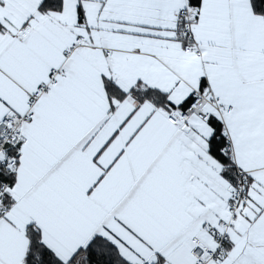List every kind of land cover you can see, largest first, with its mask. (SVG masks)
Masks as SVG:
<instances>
[{"label": "snow or ice", "instance_id": "snow-or-ice-1", "mask_svg": "<svg viewBox=\"0 0 264 264\" xmlns=\"http://www.w3.org/2000/svg\"><path fill=\"white\" fill-rule=\"evenodd\" d=\"M0 264H264V0H0Z\"/></svg>", "mask_w": 264, "mask_h": 264}]
</instances>
